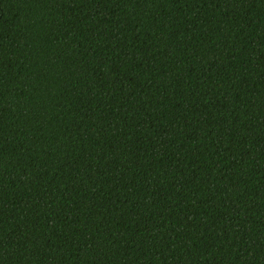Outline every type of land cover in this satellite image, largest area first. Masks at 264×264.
I'll return each mask as SVG.
<instances>
[{
  "label": "trees",
  "instance_id": "16d2710c",
  "mask_svg": "<svg viewBox=\"0 0 264 264\" xmlns=\"http://www.w3.org/2000/svg\"><path fill=\"white\" fill-rule=\"evenodd\" d=\"M0 264H264V0H0Z\"/></svg>",
  "mask_w": 264,
  "mask_h": 264
}]
</instances>
